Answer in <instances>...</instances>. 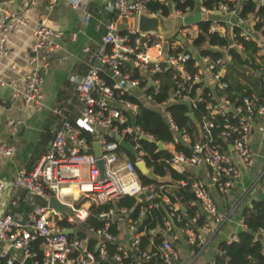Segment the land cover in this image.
Instances as JSON below:
<instances>
[{"label": "built area", "instance_id": "built-area-1", "mask_svg": "<svg viewBox=\"0 0 264 264\" xmlns=\"http://www.w3.org/2000/svg\"><path fill=\"white\" fill-rule=\"evenodd\" d=\"M34 1L23 0L19 11L0 7V57L7 52L3 44L6 35L27 23L24 13ZM59 1L81 11L82 25L91 18L85 8L90 0H46V8L51 10ZM210 1L211 4L206 5L205 0H177L181 7L176 6L175 0L106 1V8L117 18H131L134 26L117 30L114 22L108 21L93 50L87 45L81 47L85 72L69 77L80 104L79 115L73 121L61 120L46 149L29 170L17 171L9 183L0 181V201H4L0 208V259L3 264H22L27 258L32 264H39L38 252L40 264H100L109 258L121 263L129 257L131 262L127 264H174L178 254L172 243L178 234L185 237L191 257L207 243L221 223V216L210 197V187L226 195L235 186L240 177L239 165L250 166L255 156L250 135L254 129L263 130L256 120H264V98L243 88V94L233 101L224 92L228 83L222 79L227 72L225 67L231 65L229 50L240 52L243 50L241 41H252L256 46V66L245 64L241 72L244 76H258L264 82V32L253 28L258 16L253 12L242 16L237 13L243 2L258 7L264 6V0ZM157 3L167 8L166 15L162 7L149 8L150 4ZM196 12L200 17L197 21L183 23L184 17ZM140 14L173 18V34L162 37L154 31L139 33L135 21ZM200 21L208 22L207 33L227 37V43L218 48L220 57L201 55L199 48L191 46L200 34ZM79 33L82 34L81 29H76L67 38L75 41ZM31 34L34 41L33 55L28 59L29 69L22 87L12 92L23 104L40 110L48 62L51 53L59 50L62 34L44 20L37 23ZM176 34L183 42L174 38ZM191 59L194 72L187 68ZM205 74L212 83L205 82ZM164 84L163 89L161 85ZM12 85V80L0 79V86L12 88ZM206 87L208 91L204 90ZM180 101H186L190 108L196 104L204 107L205 113L199 121L194 118L199 125L194 138L186 128L178 126L169 109L172 103ZM141 109H152L159 115L169 132L168 141L157 139L135 123V116ZM120 140L128 143L136 154L130 156L119 147ZM95 143L99 144L97 157L92 152ZM147 143L152 145L151 150L146 147ZM159 143L163 149L157 148ZM12 153V146L0 143V155ZM139 163H144L158 178L165 175L155 174L154 165H162L185 178L167 183L144 182L141 177H146L135 168ZM202 167L206 173L197 172ZM190 168L194 169L193 173ZM254 183H260L264 192V167ZM182 187L200 206V210L195 208L188 216L180 211L179 198L171 200L169 197L171 191ZM20 192L18 200L28 203L31 209L27 213L10 212L4 206L11 202L12 195L15 198ZM124 196L143 203L138 210L139 218L150 215L154 209L164 211L161 225L147 230V247L140 248L139 236L144 232L137 233L133 221H128L133 233L127 246L114 243L115 236L108 225L86 230L94 237L92 250L86 249L85 238L76 233L74 237L73 233L71 237L64 233L67 229L80 230L78 226L89 216L91 205L114 202ZM50 197L67 207L69 213L50 208ZM192 205L189 201L188 207ZM125 212L124 208H111L97 213V218L112 220L114 213ZM61 222L68 226H61ZM240 225L243 227L242 219ZM157 232L163 238L152 249L151 238ZM262 232L259 230L260 234ZM232 241H237L236 233L225 239L227 244ZM105 242L115 244L110 256Z\"/></svg>", "mask_w": 264, "mask_h": 264}, {"label": "crops", "instance_id": "crops-1", "mask_svg": "<svg viewBox=\"0 0 264 264\" xmlns=\"http://www.w3.org/2000/svg\"><path fill=\"white\" fill-rule=\"evenodd\" d=\"M22 1L8 0L1 3L0 7L19 11ZM106 1H88L85 8L91 18L82 25L81 11L73 9L70 5L59 1L51 10H48L46 0H35L24 13L27 23L6 35L3 44L7 52L0 57V79L12 80L13 85L12 88L0 86V143L12 146L13 153L8 156L0 155L1 182L9 183L17 171L29 170L37 157L46 149L53 131L61 120L73 121L79 115L80 104L69 77L85 72L86 64L81 47L87 45L93 50L104 33V25L108 21H113L117 30L134 26L131 18H117L114 12L106 8ZM41 20L53 26L62 34V37L59 41V50L51 53L48 62L42 86V106L40 110H34L15 97L12 90L22 87L23 77L29 69L28 59L33 55L31 46L34 39L31 30ZM119 20H128L131 24L126 28L117 27ZM76 29H81L82 34L79 33L75 41H70L67 38L68 34ZM234 78L238 80V75L234 74ZM204 79L206 83H212L206 74ZM248 86L251 88L250 85ZM256 124L263 126V130L260 132L254 129L250 135L249 142L255 153L252 164L248 167L239 165L240 177L228 194L221 195L210 187L215 207L221 216V223L194 257L189 254L190 246L186 243L185 237L178 234L177 239L172 243L178 254L174 264H195L200 256L203 258L202 264L212 261L214 254L217 253V244L243 228L240 225L242 206L252 200H264V192L259 187L260 183H254L257 174L264 167V120H256ZM197 172L202 173V169ZM165 177L168 178V182L171 180L169 175ZM20 195L22 192L15 198L12 195L11 202L8 201L4 207L10 212H29L31 208L28 203L18 200ZM188 196V202L191 201L196 206L195 200L191 199L189 193ZM35 201L38 202V199ZM3 203L4 201H0V208ZM184 210L185 206L180 204V211ZM111 219L118 229L114 243L127 246L133 233L128 227L130 219H128L127 211L114 213ZM137 228L138 225H135L134 230ZM71 234L67 235L71 237Z\"/></svg>", "mask_w": 264, "mask_h": 264}, {"label": "trees", "instance_id": "trees-1", "mask_svg": "<svg viewBox=\"0 0 264 264\" xmlns=\"http://www.w3.org/2000/svg\"><path fill=\"white\" fill-rule=\"evenodd\" d=\"M176 6L181 7L180 4ZM212 1L205 0L206 5H210ZM189 4H192L191 1H188ZM156 7H162V13L166 15L167 8L159 4H150L149 8L151 10L155 9ZM247 12H253L255 15L258 16V22H256L253 26L255 30H262L264 32V6L255 7L252 3L243 2L240 4L237 13L242 16ZM92 17H94L92 15ZM96 19V18H93ZM207 21H200L198 22V27L200 29V34L197 39H194L191 43L192 47L199 48V54L201 55H208L211 58L220 57L221 53L219 52L218 48L227 43V37L224 35H219L217 33L209 34L207 33ZM243 44L242 51H236L235 49H230L229 53L231 54V65L235 64L239 67L234 72L238 75L237 78H233L229 81L228 71L222 77L223 80H227L228 86L227 89L224 90L233 101L238 100V98L243 94V88L246 91H253L258 96L264 98V84L261 78L258 76H244L241 72L243 69V65L247 64L251 67H255V52L256 46L252 41H241ZM245 58L247 60H245ZM193 60H189L187 63V68L194 72V67L192 66ZM228 65V66H231ZM247 84V85H245ZM250 85L251 88L248 86ZM164 85H161V88ZM208 87L204 90L208 91ZM217 93L219 90H217ZM164 94L162 95V97ZM236 103V102H235ZM172 115L178 124V126H182L186 128V131L190 134L191 138H194L197 135V130L192 122L186 117V108L182 104L178 102H174L169 106ZM191 112L193 117L199 121L200 116L205 113L204 107L202 104H196L195 106L191 107ZM219 122V120H218ZM135 123L139 125L141 129L144 131L154 135L157 139L161 141H168L170 138L169 132L167 131L166 126L164 125L163 121L159 117V115L152 109H141L138 115L135 116ZM89 140V135L87 136ZM146 145V144H145ZM147 148L150 149L152 147L151 144L147 143ZM124 150V149H123ZM125 151V150H124ZM153 172L157 175L164 176L169 175L171 180H178L181 178H185L184 175L176 174L168 169H165L162 165H154ZM188 175L191 174L188 172ZM142 181L144 182H151L150 180L141 177ZM171 200L175 198H179L180 204L185 206V210L183 211L184 216L191 215L195 206L192 205L191 207L186 206V203L189 200L188 193L186 188H176L169 194ZM141 203L137 201L133 197L124 196L117 201L114 202H107L100 205H91L89 208V216L85 219L84 224H81V230L76 232V235L81 238L86 239V249L92 250V245L94 243V237L92 234L88 233L86 230L88 228H101L104 225H108L109 231L115 236V222L110 220L109 218L99 220L97 218V213L106 211L107 209H120L124 208L127 211L128 219L130 221L136 222L138 225L137 233L144 232V234L139 236L140 240V248L143 249L147 247V242L149 235L147 230L150 228L155 227L156 225H161L162 223V215L164 211L162 208L154 209L150 215H147L144 218H139L138 210ZM240 217L242 219L243 228L236 233L237 241H232L231 243L227 244L225 240L219 242L217 244V253L214 254L212 261L205 263V264H264V200H252L248 204H244L241 208ZM61 226H68L67 223L61 222ZM87 227V229H86ZM259 230H262V238L258 239L256 236L259 233ZM70 237V236H69ZM162 235L160 233H155L152 236V249L154 246L158 244L162 240ZM105 248L108 252V256H110L115 251V244L105 242ZM37 260L40 264L41 255L40 252L37 254ZM131 262V258L123 259L121 263L113 262L110 258L105 261H101L100 264H127ZM0 264H3V259H0Z\"/></svg>", "mask_w": 264, "mask_h": 264}, {"label": "water", "instance_id": "water-1", "mask_svg": "<svg viewBox=\"0 0 264 264\" xmlns=\"http://www.w3.org/2000/svg\"><path fill=\"white\" fill-rule=\"evenodd\" d=\"M8 1V0H0V4ZM199 13H194L193 15H188L186 17H184L183 19V23L188 24L191 23L193 21H197L199 19ZM173 23H174V19L173 18H166L160 15H154V16H147L146 14H140L136 21H135V25H136V29L139 33H144L147 31H154L159 33L162 37H166L168 35H172L173 31H171V29L173 28ZM174 38L176 40H179L180 42H183V38H181L180 35H174ZM180 104H182L183 106H185L186 108V117L192 122V124L195 126V129L197 131H199V125L197 123V121L194 119L193 114L191 112V108L190 105L186 102V101H180ZM119 147H121L122 149H124L130 156H134L136 154V152L131 148V146L126 143L124 140H120L119 141ZM157 148L158 149H163V145L162 144H157ZM229 151H232L231 147H229ZM92 152L94 154V156H99V144L95 143L92 145ZM97 165L99 167V171L101 173L102 171V167H101V162L98 161ZM136 170L140 173L143 174L146 178H148L149 180H151L152 182H161V183H166L168 182V178L167 177H162V178H158L157 176H155L150 170H147L145 168L144 163H139L135 166ZM190 172L193 173L194 169L190 168ZM206 182L209 184V179L206 178ZM142 195H139L138 197L141 198ZM191 199H194V197L192 195ZM195 204H197V201H195ZM48 206L50 208H52L53 210L57 211V212H62V213H69V209L67 207H65L62 204H59L54 197H50L49 201H48ZM175 230V228H173ZM76 229H67L64 231L65 234H70V233H75ZM256 238L261 239L262 238V234H258L256 236ZM22 264H32L31 259L27 258L23 261Z\"/></svg>", "mask_w": 264, "mask_h": 264}, {"label": "rangeland", "instance_id": "rangeland-1", "mask_svg": "<svg viewBox=\"0 0 264 264\" xmlns=\"http://www.w3.org/2000/svg\"><path fill=\"white\" fill-rule=\"evenodd\" d=\"M133 22H134V20H133ZM131 24V22L130 21H128V20H119L118 22H117V27H123V28H126V27H128L129 25ZM226 69V71H228V79H229V81L230 80H232L233 78H234V74H235V70L236 69H239V67L238 66H236L235 64H233V65H231V66H226L225 67ZM236 75V74H235ZM202 173H206V170H205V168L204 167H202ZM213 188V187H212ZM180 189V188H179ZM185 189V188H184ZM214 189V188H213ZM188 191V190H187ZM210 197H211V199L213 200V196H212V193H210ZM213 203H214V200H213ZM186 205L188 206V203H186ZM195 208H197V209H199L200 210V206H198V205H196L195 206ZM202 262H203V258H201V256L199 257V258H197V260H196V262H195V264H202Z\"/></svg>", "mask_w": 264, "mask_h": 264}]
</instances>
